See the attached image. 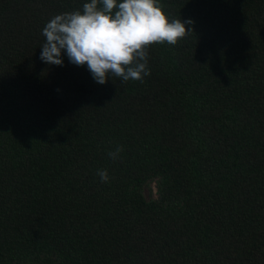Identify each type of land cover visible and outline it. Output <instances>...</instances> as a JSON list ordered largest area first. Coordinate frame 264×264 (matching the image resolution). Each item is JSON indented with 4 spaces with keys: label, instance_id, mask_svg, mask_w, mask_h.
<instances>
[{
    "label": "trees",
    "instance_id": "obj_1",
    "mask_svg": "<svg viewBox=\"0 0 264 264\" xmlns=\"http://www.w3.org/2000/svg\"><path fill=\"white\" fill-rule=\"evenodd\" d=\"M88 2L0 0V264H264V0H159L192 33L103 85L40 59Z\"/></svg>",
    "mask_w": 264,
    "mask_h": 264
},
{
    "label": "clouds",
    "instance_id": "obj_2",
    "mask_svg": "<svg viewBox=\"0 0 264 264\" xmlns=\"http://www.w3.org/2000/svg\"><path fill=\"white\" fill-rule=\"evenodd\" d=\"M191 20L169 19L159 0H90L83 11L65 12L51 18L42 35L40 59L49 65L63 66L62 52L70 63L87 66L93 79L103 85L109 74L122 81L150 75L147 49L152 44L176 45L191 34ZM122 146L108 153L119 157ZM108 182L107 170H98Z\"/></svg>",
    "mask_w": 264,
    "mask_h": 264
},
{
    "label": "rangeland",
    "instance_id": "obj_3",
    "mask_svg": "<svg viewBox=\"0 0 264 264\" xmlns=\"http://www.w3.org/2000/svg\"><path fill=\"white\" fill-rule=\"evenodd\" d=\"M144 194L146 196L151 195L154 196L155 195V187H154V182L152 180H150L148 182V184H146L143 188Z\"/></svg>",
    "mask_w": 264,
    "mask_h": 264
}]
</instances>
